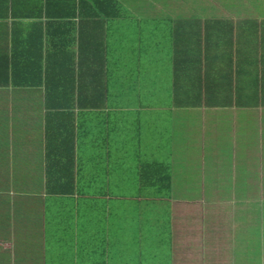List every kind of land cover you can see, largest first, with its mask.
Returning a JSON list of instances; mask_svg holds the SVG:
<instances>
[{
  "label": "crops",
  "instance_id": "obj_1",
  "mask_svg": "<svg viewBox=\"0 0 264 264\" xmlns=\"http://www.w3.org/2000/svg\"><path fill=\"white\" fill-rule=\"evenodd\" d=\"M33 1H0V264H264V6Z\"/></svg>",
  "mask_w": 264,
  "mask_h": 264
},
{
  "label": "trees",
  "instance_id": "obj_2",
  "mask_svg": "<svg viewBox=\"0 0 264 264\" xmlns=\"http://www.w3.org/2000/svg\"><path fill=\"white\" fill-rule=\"evenodd\" d=\"M3 1L5 2L6 0ZM33 3L41 9L44 7L57 9L63 6L68 13L69 11L80 13L81 10H87L89 11V16L97 18L102 25L106 19L115 17L118 12L116 0H34ZM21 5L26 6V0H13L12 2V6ZM45 15L49 14L45 13ZM101 101H103V96H100Z\"/></svg>",
  "mask_w": 264,
  "mask_h": 264
},
{
  "label": "rangeland",
  "instance_id": "obj_3",
  "mask_svg": "<svg viewBox=\"0 0 264 264\" xmlns=\"http://www.w3.org/2000/svg\"><path fill=\"white\" fill-rule=\"evenodd\" d=\"M239 3L241 6H247V5H251L254 7L260 6V5L264 6V0H239Z\"/></svg>",
  "mask_w": 264,
  "mask_h": 264
}]
</instances>
